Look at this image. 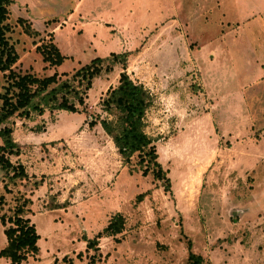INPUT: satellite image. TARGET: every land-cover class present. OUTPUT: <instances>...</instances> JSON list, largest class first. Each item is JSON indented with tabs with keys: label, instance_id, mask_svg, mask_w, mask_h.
I'll list each match as a JSON object with an SVG mask.
<instances>
[{
	"label": "rangeland",
	"instance_id": "rangeland-1",
	"mask_svg": "<svg viewBox=\"0 0 264 264\" xmlns=\"http://www.w3.org/2000/svg\"><path fill=\"white\" fill-rule=\"evenodd\" d=\"M13 1L15 72L62 79L93 57L128 53L123 64L104 61L111 70L92 80L77 111L9 119L19 144L9 158L26 177L11 183L0 168V193L6 180L10 206L19 193L29 198L38 233L37 254L21 264H183L187 240L209 264H264V0H119L106 12L113 26L93 28L95 43L91 24L79 33L68 22L53 36L43 23L64 18L72 0H41L28 12ZM49 37L68 56L58 66L35 49ZM121 70L154 96L145 130L159 136L168 186L128 172L98 123L88 125L104 115L99 100ZM116 214L121 231L86 248Z\"/></svg>",
	"mask_w": 264,
	"mask_h": 264
},
{
	"label": "trees",
	"instance_id": "trees-1",
	"mask_svg": "<svg viewBox=\"0 0 264 264\" xmlns=\"http://www.w3.org/2000/svg\"><path fill=\"white\" fill-rule=\"evenodd\" d=\"M11 0H0V168L11 183L24 179L26 171L19 162L13 163L11 155L19 153V144L12 137V127L8 124L14 115L27 117L31 112L43 113L44 109H63L69 112L83 105L84 96L91 87L92 80L102 71H110L112 66L104 61L110 58L111 64L125 62L127 52H110L105 57H93L59 79L56 72L47 76H37L31 72H15L12 64L17 59L13 45L6 32L10 29L7 20ZM24 21L23 18H17ZM49 21H46L48 23ZM34 33H38L36 30ZM48 66L60 65L68 56L61 53L52 38L35 47ZM103 116L89 120L88 125L98 123L102 131L112 141L120 157L121 164L128 172L150 174L154 179H163L165 186L169 180L158 161L155 142L159 136L146 132V112L154 103V96L141 83L134 82L124 70L118 73L115 85L108 86L99 100ZM4 180V177H2ZM6 180L2 181L0 193V224L3 226L5 245L0 248V257L8 264H21L33 258L38 252V233L31 222L27 204L29 198L20 194L10 206L6 193H12ZM5 193V194H4ZM6 208L3 209V206ZM9 205V206H8ZM122 216L116 214L93 238H85L86 248L96 249L97 239L103 235L115 236L122 229ZM183 264H209L208 259L191 249V241L186 242V259Z\"/></svg>",
	"mask_w": 264,
	"mask_h": 264
},
{
	"label": "crops",
	"instance_id": "crops-1",
	"mask_svg": "<svg viewBox=\"0 0 264 264\" xmlns=\"http://www.w3.org/2000/svg\"><path fill=\"white\" fill-rule=\"evenodd\" d=\"M72 1H73L72 8L67 12V15L64 18L58 19L57 17H50L47 19L45 18L43 19V23L50 20V22L53 24L49 27V32H52L53 36L54 33L57 30H59V28H61L62 25L68 22H71L73 26L78 28L77 31H79V33H82L85 30L86 24H91L90 26L92 27V29L87 33L88 35H90L89 43L91 42L93 43L97 38V32L93 28H96L97 26H102L103 28L106 27L108 29L113 26V21L111 19L112 15L110 14V12L109 13L106 12L112 8V4L114 2H119V0H72ZM12 2L14 1L11 0L10 3ZM52 3L54 4L55 0H52ZM33 4L42 5L43 7H45L46 5L41 0H21V2L19 3V5L21 7L23 6V9H25V11L27 12L31 9L30 7ZM18 17L25 19L32 27L31 16L22 15ZM114 26L122 27L125 26V23L123 24L116 23V25ZM109 32H111V30ZM4 264H8V262L6 261Z\"/></svg>",
	"mask_w": 264,
	"mask_h": 264
}]
</instances>
